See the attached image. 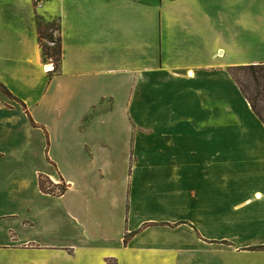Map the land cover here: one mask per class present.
<instances>
[{"label":"crops","instance_id":"0c3cea01","mask_svg":"<svg viewBox=\"0 0 264 264\" xmlns=\"http://www.w3.org/2000/svg\"><path fill=\"white\" fill-rule=\"evenodd\" d=\"M250 65L264 0H0V264H264Z\"/></svg>","mask_w":264,"mask_h":264},{"label":"trees","instance_id":"16d2710c","mask_svg":"<svg viewBox=\"0 0 264 264\" xmlns=\"http://www.w3.org/2000/svg\"><path fill=\"white\" fill-rule=\"evenodd\" d=\"M41 49L45 56L50 58L55 56L54 61L59 62V43L56 50H52L47 47L45 48L44 46H41ZM229 74L249 104L253 114L264 125V65L234 67L229 70ZM0 93L8 98H12L9 91L1 83ZM38 186L43 193L56 195L49 180L41 176L38 179ZM259 249L264 250V246L259 247Z\"/></svg>","mask_w":264,"mask_h":264},{"label":"rangeland","instance_id":"374dc122","mask_svg":"<svg viewBox=\"0 0 264 264\" xmlns=\"http://www.w3.org/2000/svg\"><path fill=\"white\" fill-rule=\"evenodd\" d=\"M56 25L53 24L50 27H46L44 30H42L41 32V38L47 39L50 44L46 41H41L40 40V44L41 46H44L45 48H50L52 50H56L57 46H58V37L56 34ZM55 59V56L52 57V60ZM3 86L4 83L0 82ZM5 164L10 165L11 162L9 160H6L4 162ZM26 164L27 162H25L24 160H22L21 165H20V171L19 173L15 174V178H9V177H5L6 178V186L9 189V193L5 195V197H7V199H10L9 197L12 198H20L22 199V201L28 199L32 194H34V190H33V186L34 185H38V180L35 179L31 176L29 172L26 170ZM10 179V181H9ZM17 181V182H14ZM15 186L16 190H14L12 187ZM39 187V186H38ZM20 188V189H19Z\"/></svg>","mask_w":264,"mask_h":264},{"label":"built area","instance_id":"2783aa9c","mask_svg":"<svg viewBox=\"0 0 264 264\" xmlns=\"http://www.w3.org/2000/svg\"><path fill=\"white\" fill-rule=\"evenodd\" d=\"M47 0H32V3L35 8H41L43 3ZM54 193L56 195H60L63 191V189H60L58 186L53 189Z\"/></svg>","mask_w":264,"mask_h":264},{"label":"bare ground","instance_id":"6f19581e","mask_svg":"<svg viewBox=\"0 0 264 264\" xmlns=\"http://www.w3.org/2000/svg\"><path fill=\"white\" fill-rule=\"evenodd\" d=\"M45 69H46V70H50V69H51V66L49 65V66H47Z\"/></svg>","mask_w":264,"mask_h":264}]
</instances>
